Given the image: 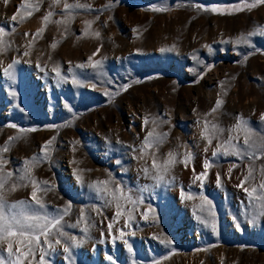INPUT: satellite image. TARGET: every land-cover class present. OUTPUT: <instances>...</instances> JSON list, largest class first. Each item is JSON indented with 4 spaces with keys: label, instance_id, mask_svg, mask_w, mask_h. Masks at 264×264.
<instances>
[{
    "label": "rangeland",
    "instance_id": "1",
    "mask_svg": "<svg viewBox=\"0 0 264 264\" xmlns=\"http://www.w3.org/2000/svg\"><path fill=\"white\" fill-rule=\"evenodd\" d=\"M0 28L4 211L62 217L0 264H264V3L0 0Z\"/></svg>",
    "mask_w": 264,
    "mask_h": 264
},
{
    "label": "snow or ice",
    "instance_id": "2",
    "mask_svg": "<svg viewBox=\"0 0 264 264\" xmlns=\"http://www.w3.org/2000/svg\"><path fill=\"white\" fill-rule=\"evenodd\" d=\"M5 2H7V0H5ZM58 2V0H57ZM261 3H264V0H260ZM254 6V5H252ZM23 7V6H21ZM64 7L66 9L68 8H72V7H87V5H81V4H76V5H69V4H65ZM211 11H217L216 9H211ZM49 15H51V13H49ZM13 20L16 19V16L13 15L12 17ZM45 20L48 19V17L44 18ZM3 29L0 28V34L3 33ZM27 35V34H26ZM97 35H99L97 33ZM53 47H55V45H53ZM99 62H97L98 64ZM97 64H93V67H97ZM12 65H9V68H11ZM78 67H83V65H78ZM57 75H59V72L57 71ZM221 102L218 101L216 107L219 108L220 107ZM216 108L213 109V111H215ZM262 119H264V116H262ZM145 123H147V121H145ZM241 124H244L243 121H241ZM14 127V126H13ZM214 132L218 131L217 127L215 125L212 126ZM237 128H240V125L237 126ZM34 130V129H33ZM208 130V125L207 122L205 124V131L207 132ZM243 131H245L246 135H245V140L244 143L246 145H248L250 148H259L261 150H264V135L260 136V143L259 145H256L255 143L253 144H249V139L251 138V136L253 135V132L251 129L248 128H243ZM149 137L153 136V132H149L148 133ZM11 139V138H10ZM160 143L162 142V137H157L155 141H149L146 140L145 141V146L147 147L150 143ZM51 141H49L48 143H46L43 147L45 149H47L48 144H50ZM208 143L209 145H211L212 143V139L208 138ZM225 150L228 151L229 149H234L235 146L231 144V140L225 142L224 144ZM0 151H7V148H4ZM239 154V153H237ZM213 155H215V153H213ZM175 162V158L174 156L170 153L169 154V161L166 162L165 165V170L167 167V164H171ZM2 163V162H0ZM38 163L37 160H33V162L30 164L28 161H25V169H24V174L22 176L19 177L20 180H25V179H29L30 180V176L29 173L31 171V168L35 166V164ZM153 167L154 168H158L155 160L153 161ZM205 169L209 168L210 165L208 163H205L204 165ZM145 171L147 172L148 170L145 169ZM159 171V168H158ZM251 172V170H250ZM12 176V173H7L6 176H0V242H5L7 243L8 246V250L10 255H14L15 253H13L12 248H13V240L12 238H16L14 242L18 243V244H23L25 242H27L29 245L31 244V242L34 240L37 243L40 240V236L41 235H46L49 228H53L56 225H58L60 223V219H62V217L60 218H55V219H49L47 216H42L40 215L38 212H33L32 214H27L25 211L21 210L19 213H12L10 215H6L5 211H4V207H5V200H4V194H3V189L5 187V184L7 183V180ZM204 176H206V173L201 174L200 176H197V179H202L204 178ZM158 178H162V177H158ZM30 183L33 186V192H32V199L36 201V203L40 206V208H44L45 205L39 200L37 199V182L35 180H30ZM43 183H47L46 181ZM98 184H107L109 183V181H103L97 182ZM220 183V178L219 175H217V184ZM23 186V185H22ZM261 187L264 188V184H261ZM16 185L13 184L11 186L10 190H15ZM116 191H121L119 189H117ZM256 191V189H252V191L249 193V195L251 196L252 193H254ZM114 199H117L115 193L113 195ZM258 199L264 200V196H260L257 197ZM127 199L130 202L131 201V197H127ZM134 203V202H133ZM24 202H19V205L17 204H13L10 207L11 208H17L21 205H23ZM117 207L119 209V204H117ZM262 207H264V205H262ZM67 211V210H65ZM117 215H120V212L117 211ZM111 227V226H110ZM213 228H215V225H213ZM38 233V234H37ZM62 234V233H61ZM47 242V241H45ZM165 242V241H162ZM167 243H171V241H166ZM57 243H59V241H57ZM31 249L29 248V251ZM65 252L68 251V248L64 249ZM130 252L132 251L131 247L129 246L128 249ZM17 251L19 252L20 249L17 248ZM22 255H24L25 258H27V253H23ZM109 259H111V257H109ZM15 264H23V261L21 260L20 256H17V261L15 262ZM40 264H44L43 262V257H41V262ZM113 264H115V262L113 261Z\"/></svg>",
    "mask_w": 264,
    "mask_h": 264
}]
</instances>
